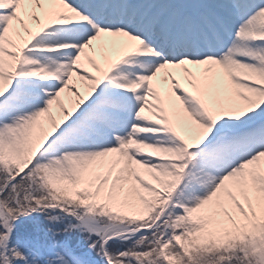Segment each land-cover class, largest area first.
Wrapping results in <instances>:
<instances>
[{
    "label": "snow or ice",
    "instance_id": "obj_1",
    "mask_svg": "<svg viewBox=\"0 0 264 264\" xmlns=\"http://www.w3.org/2000/svg\"><path fill=\"white\" fill-rule=\"evenodd\" d=\"M0 264H264V0H0Z\"/></svg>",
    "mask_w": 264,
    "mask_h": 264
}]
</instances>
